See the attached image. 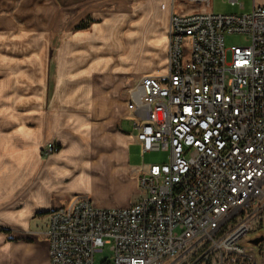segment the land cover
<instances>
[{
  "label": "built area",
  "instance_id": "obj_1",
  "mask_svg": "<svg viewBox=\"0 0 264 264\" xmlns=\"http://www.w3.org/2000/svg\"><path fill=\"white\" fill-rule=\"evenodd\" d=\"M172 2L165 70L124 89L142 154L167 161L136 168L130 206L77 194L51 210L48 264H96L106 245L112 258L101 264H172L188 250L204 251L194 264L213 253L252 258L264 245L241 242L264 229V0L229 14L212 0ZM227 34L242 42L228 48ZM58 150L49 142L44 154Z\"/></svg>",
  "mask_w": 264,
  "mask_h": 264
},
{
  "label": "crops",
  "instance_id": "obj_2",
  "mask_svg": "<svg viewBox=\"0 0 264 264\" xmlns=\"http://www.w3.org/2000/svg\"><path fill=\"white\" fill-rule=\"evenodd\" d=\"M172 6V0H0V243L16 251L25 244L28 258L49 263L43 235L49 213L77 195L68 176L91 161L65 146L109 110L105 94L133 80L135 61L153 59L142 75L165 70ZM127 135L128 147L140 145ZM48 142L63 147L45 156Z\"/></svg>",
  "mask_w": 264,
  "mask_h": 264
},
{
  "label": "rangeland",
  "instance_id": "obj_3",
  "mask_svg": "<svg viewBox=\"0 0 264 264\" xmlns=\"http://www.w3.org/2000/svg\"><path fill=\"white\" fill-rule=\"evenodd\" d=\"M241 1L245 2L243 9L239 4H231L229 0H212L211 9L214 13L223 14L250 12L253 7V0ZM260 2L262 0H258V3ZM57 39L56 41H58ZM225 39L228 48L242 42L241 36L237 34H227ZM153 64V59L135 61L131 73H128L133 76V80L127 81L120 87L117 86L116 89L111 88L105 94L109 110L100 111V115L93 116L94 127L76 132L80 138L79 141L70 142L65 146L66 149L73 151L71 153L76 154L78 160H82V162L91 160L89 163L85 162L86 164L82 168L78 166L76 173H70L68 184L69 187L74 188L75 193L88 195L96 205L126 207L134 204L140 196L136 168L144 163L167 161L166 152L150 151L143 155L140 145L133 143L128 147L130 138L127 132H133V129L131 121L126 118L127 111L123 108V105L125 106L124 89L136 81L142 75V71L152 67ZM124 118L126 119L123 121V127L127 132L121 129ZM53 143L57 145L59 150L51 155L58 154L63 147L57 142ZM127 155L129 161H127ZM39 228L40 226L34 227L36 230ZM258 237H264V229L250 232L241 242L248 245L251 239ZM27 240L30 239L27 238ZM11 246L14 247L13 243L6 244L5 242V245L0 243V250L4 248V254L0 251V256H2L0 257V264H29L34 262L40 264L39 258L37 261L28 258L29 250L25 244H20L21 247L18 251ZM254 250L256 253L252 258L213 253L204 256L200 264H264V245L260 248H254ZM16 252L18 256H16ZM203 252L188 250L172 264H194L195 259L201 256ZM111 258L112 254L107 245L95 254L96 264H101L104 260Z\"/></svg>",
  "mask_w": 264,
  "mask_h": 264
},
{
  "label": "water",
  "instance_id": "obj_4",
  "mask_svg": "<svg viewBox=\"0 0 264 264\" xmlns=\"http://www.w3.org/2000/svg\"><path fill=\"white\" fill-rule=\"evenodd\" d=\"M263 239H264L263 237H258V238L250 240V243L258 244Z\"/></svg>",
  "mask_w": 264,
  "mask_h": 264
},
{
  "label": "trees",
  "instance_id": "obj_5",
  "mask_svg": "<svg viewBox=\"0 0 264 264\" xmlns=\"http://www.w3.org/2000/svg\"><path fill=\"white\" fill-rule=\"evenodd\" d=\"M1 230H3V231H8V229H5V228H1ZM262 243H260V245H261Z\"/></svg>",
  "mask_w": 264,
  "mask_h": 264
}]
</instances>
